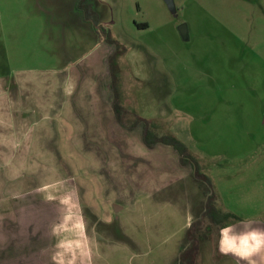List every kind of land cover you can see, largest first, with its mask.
Returning <instances> with one entry per match:
<instances>
[{
  "label": "rangeland",
  "instance_id": "obj_1",
  "mask_svg": "<svg viewBox=\"0 0 264 264\" xmlns=\"http://www.w3.org/2000/svg\"><path fill=\"white\" fill-rule=\"evenodd\" d=\"M174 3L176 16L162 0H0V74L79 69L106 86L111 55L121 113L80 110L85 142L56 166L58 176L92 187L83 213L96 236L86 264H178L194 226L206 236L194 264H207L219 258L226 227L210 229L212 207L264 226V0ZM73 4L100 30V49L59 29L73 24ZM182 23L188 42L177 31ZM79 76V88L92 81ZM141 118L157 136L180 141L201 176L171 147L146 146ZM54 164L44 179L55 177Z\"/></svg>",
  "mask_w": 264,
  "mask_h": 264
},
{
  "label": "crops",
  "instance_id": "obj_2",
  "mask_svg": "<svg viewBox=\"0 0 264 264\" xmlns=\"http://www.w3.org/2000/svg\"><path fill=\"white\" fill-rule=\"evenodd\" d=\"M75 7L71 8L74 14L69 11L73 24L59 25V29L75 32L76 44L91 41L103 47L100 30ZM4 51L0 48L2 57ZM109 56L106 53V86L93 73L81 70V75L79 69L0 74L4 80L0 87V264H86L92 255L96 233L91 240L83 213L93 205L86 197L92 196V187L86 189L83 179L77 177L80 181H73L72 174L68 180L66 175L58 176L56 166L58 157L63 161V153L85 142L80 131L88 125L80 110L113 111ZM77 75L79 80L88 76L92 81L88 86L83 81L84 87L79 88L74 81ZM63 118L62 127L57 122ZM74 130L78 135L69 142L57 141L64 135L73 137ZM52 163L55 177L44 179ZM81 187L88 193L80 192ZM103 220L98 217L96 221L106 223ZM218 249L219 258L207 264H264V226L230 220L220 231Z\"/></svg>",
  "mask_w": 264,
  "mask_h": 264
},
{
  "label": "trees",
  "instance_id": "obj_3",
  "mask_svg": "<svg viewBox=\"0 0 264 264\" xmlns=\"http://www.w3.org/2000/svg\"><path fill=\"white\" fill-rule=\"evenodd\" d=\"M140 27L142 28H146L147 25L143 24ZM108 42V40H107ZM110 44H113V42L109 41ZM111 59V58H110ZM112 78V89L113 91H115V87H114V77ZM115 94V93H114ZM117 96L116 94L114 95V103H113V111L116 114V117H118V115L121 113V106H119L117 104ZM141 122L143 124V142L146 146H152L156 143H160L166 146L171 147L179 156V161L183 166L189 165L192 166L195 173H197L198 170V163L196 162V160L190 156L187 153V149L186 147L180 142L178 141L176 138L171 137V136H157L153 131H151L149 129V125L148 122L144 119H139L137 120V123ZM199 174V173H197ZM199 176H201L199 174ZM209 183V180L207 181ZM206 218L209 222V224H212L210 226L213 227V225H215L217 227V229H221L222 227H224L230 220H236V216L232 213H224V212H220L219 210H217L215 207L211 208V211L209 212V214H206ZM207 226H205L203 229L205 230ZM202 228V227H201ZM209 229L207 228L206 231H208ZM190 231V232H189ZM189 231H187V238L190 241L189 245L186 246L181 253L178 256V264H194V259L197 256L198 253V243L200 241V239H204L206 236H202L201 238L197 237L198 235V230H195V226L193 228V230L191 231L189 228ZM197 234V235H196ZM199 234L202 235L201 232H199Z\"/></svg>",
  "mask_w": 264,
  "mask_h": 264
},
{
  "label": "water",
  "instance_id": "obj_4",
  "mask_svg": "<svg viewBox=\"0 0 264 264\" xmlns=\"http://www.w3.org/2000/svg\"><path fill=\"white\" fill-rule=\"evenodd\" d=\"M164 2V4L166 5L168 11L171 13V15L176 16L177 10H176V6L174 3V0H162ZM177 31L179 33V36L181 37V40L183 42H188L189 41V33H188V28L187 25L182 23L177 27ZM116 206L115 205V209Z\"/></svg>",
  "mask_w": 264,
  "mask_h": 264
},
{
  "label": "flooded vegetation",
  "instance_id": "obj_5",
  "mask_svg": "<svg viewBox=\"0 0 264 264\" xmlns=\"http://www.w3.org/2000/svg\"><path fill=\"white\" fill-rule=\"evenodd\" d=\"M87 10H88V8H87ZM85 15V14H84ZM86 16V18H88V19H90L88 16H87V14L85 15ZM91 20V19H90ZM111 57V55L109 56V58Z\"/></svg>",
  "mask_w": 264,
  "mask_h": 264
}]
</instances>
